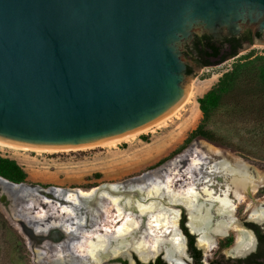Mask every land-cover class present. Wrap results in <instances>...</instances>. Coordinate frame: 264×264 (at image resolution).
Wrapping results in <instances>:
<instances>
[{"label":"water","instance_id":"obj_1","mask_svg":"<svg viewBox=\"0 0 264 264\" xmlns=\"http://www.w3.org/2000/svg\"><path fill=\"white\" fill-rule=\"evenodd\" d=\"M251 27L264 40V0H0V140L75 148L143 126L182 97L183 45Z\"/></svg>","mask_w":264,"mask_h":264},{"label":"rangeland","instance_id":"obj_2","mask_svg":"<svg viewBox=\"0 0 264 264\" xmlns=\"http://www.w3.org/2000/svg\"><path fill=\"white\" fill-rule=\"evenodd\" d=\"M242 30L253 33L254 27ZM259 41L252 42V46L244 43L234 58L203 68L198 67L192 59L189 44L183 45L181 58L192 70L190 75H186L183 88L190 83L193 85L192 104L182 110L179 117L166 128L141 134L134 141L121 143L113 149L98 147L43 154L2 149L0 156L14 160L23 169L27 175L24 184L28 186H36L44 191H87L115 185L120 198L124 199L131 194L140 197L143 193L140 190L145 191L149 187L145 184L146 179L153 183L167 174V170L171 173H186L190 170L189 175L202 179L200 175L207 176V169L204 165L193 166L192 163L197 160L208 164L239 162L246 166L252 176L260 175L264 178V40L261 38ZM235 69V78L221 93L219 105L208 109V117L203 120L197 100L210 91L223 74ZM200 124L215 136L216 141L207 142L196 138L184 144L189 134ZM214 179L220 180L217 177ZM127 182L129 185L125 186ZM39 191L11 186L0 180V264H56L57 254L68 259L71 264H82V259L85 264H91L83 251L95 233L104 234L97 232V229L102 228L100 225H103L99 216L111 210L112 203L100 200L94 202V206L91 204L87 209H80L73 202L63 203ZM253 198L258 205L264 202V182ZM132 201L122 200L120 205L122 209L132 212L137 222L138 229L131 235V240L135 241L145 232L147 217L139 213L136 201ZM246 205L247 202L238 204L235 218L239 222L248 218ZM61 207H66L70 213L73 211L72 220L59 213ZM178 207L181 211L180 220L184 214L186 220L187 212L183 207ZM20 222L32 229L36 237L43 235L45 240L39 244L30 240L22 232ZM57 224L67 227V232L55 228ZM59 233H63L62 238L58 237ZM78 233L88 234V237L82 238ZM107 235L112 242L111 230ZM50 242L54 245L53 254L46 250ZM69 242L76 243L75 251L66 247ZM220 242L223 250L228 249L230 241L225 240L226 244H223L224 240ZM131 252L111 258L107 263L122 264L121 261H127V264H133V255V260L126 259H130ZM103 253L102 257L110 256L108 249ZM211 253H216V258L220 250Z\"/></svg>","mask_w":264,"mask_h":264},{"label":"bare ground","instance_id":"obj_3","mask_svg":"<svg viewBox=\"0 0 264 264\" xmlns=\"http://www.w3.org/2000/svg\"><path fill=\"white\" fill-rule=\"evenodd\" d=\"M193 94V85L191 83L185 85L182 97L167 112L151 122L119 136L75 148L54 149H32L0 140V150L9 149L14 152L43 154L81 151L98 147L113 149L121 143L134 141L141 134L154 133L156 130L166 128L174 119L179 117L182 110L192 104ZM192 165H204L207 169V176L200 175L202 179H195L189 175L190 170L186 173L182 171H172L173 173H171L167 170V174H163L162 177L158 178L159 180L156 179L157 181L153 183L146 179L147 182L145 181V184L149 187L145 191L140 190L143 192L140 197L138 194L137 196L135 194H131L130 196L127 194V199H130V202L132 200L136 201L139 213L145 214L147 217L144 228L145 232L135 241L131 240V235L138 229L137 222L133 218L132 212L122 209L120 203L122 200L126 201L127 199L120 198V193L117 191L115 185H106L87 191L76 189L67 191L45 190L39 192L53 196L63 203L73 202L80 209H85L91 204L94 206V202L98 203L100 200L112 203L111 210L108 208L109 211L102 212L99 216L103 225H100L102 228L96 229L97 232H104V234L99 235L95 233L91 240H88L87 249L83 251L86 253L87 261L91 264H108L111 258L115 259L121 254L131 251L136 254L141 262L145 263L154 259L160 253H164V258L168 264H185V238L178 226L181 215L178 206L183 207L187 212V226L192 234L197 235L196 244L203 250V254L216 249L218 241L226 237L229 232L234 233L235 239L228 251L243 254L250 248L252 236L243 227H240L239 222L235 218L236 211L238 204L247 202L245 210L248 213V219L263 223L264 202L260 205L256 204L253 196L262 186L264 178L260 175L252 176L247 171L246 166L239 162L230 163L228 161H221L208 164L197 160ZM216 177L220 180H215L214 178ZM0 180L11 185L2 179ZM101 189L103 190L101 191ZM139 203L143 204L139 205ZM72 212L70 213V210H66V207H61L59 213L65 215L66 219L72 220ZM54 227L59 230L61 229L62 232H67L68 229L58 224ZM110 230L113 243L107 235ZM36 232L39 233L38 231ZM78 234L82 238L88 237V234ZM47 246L46 250L50 253L55 252L53 249L54 245L51 242ZM66 247L70 248L71 251H75L76 243L69 242L66 244ZM106 249L109 250L110 256L102 257ZM57 257L58 260L54 263L71 264V262L68 263V259L66 260L58 254ZM84 261L82 259V264H85Z\"/></svg>","mask_w":264,"mask_h":264},{"label":"trees","instance_id":"obj_4","mask_svg":"<svg viewBox=\"0 0 264 264\" xmlns=\"http://www.w3.org/2000/svg\"><path fill=\"white\" fill-rule=\"evenodd\" d=\"M253 37L260 38V34L255 33L253 34ZM252 40V33L250 31H244L238 38H225L219 45L214 43L211 37L202 35L195 37L194 42L190 47V55L198 67H209L234 58L237 55L238 50L242 47L243 42L246 41L251 44ZM236 72L237 70L235 69L223 74L221 78L218 79L215 86L201 99L197 100L203 120H206L208 117V109H214L219 105L221 93L231 85ZM191 73V68L187 67L186 75H190ZM262 80L264 85V75ZM196 138H201L207 142L216 141L215 136L211 132L204 130L201 124L189 134L188 138L184 141V144H188L189 141ZM0 178L13 184H24L27 175L14 160L0 156ZM188 238H190V236H188ZM122 263L126 264V262ZM136 264L140 263L136 262ZM156 264L162 263L160 260H157Z\"/></svg>","mask_w":264,"mask_h":264},{"label":"flooded vegetation","instance_id":"obj_5","mask_svg":"<svg viewBox=\"0 0 264 264\" xmlns=\"http://www.w3.org/2000/svg\"><path fill=\"white\" fill-rule=\"evenodd\" d=\"M246 31H250V30H246ZM252 38H253V33H252ZM212 41L217 45L220 44L214 39H212ZM244 43L247 42L244 41L243 44ZM190 50L191 48L189 47V53ZM183 217H184L183 219L182 218L181 220L179 219L178 226L185 238V252H186L185 253L186 257L184 258L185 264H264V221L263 223L262 222L260 223L253 220H249L248 218L240 222L238 221L240 227L241 228L243 227L244 230L248 231L252 236V243L250 248L243 254H236L233 251H228V249L233 245L235 239L234 233L229 232L226 237L220 239V240H224L223 244H226V242L230 241L229 243L230 245L228 249L223 250V247H221V242L219 240L216 249L211 251V252L213 251L216 252V250L217 251L220 250L219 256L214 258V255L216 253L209 252L207 254H203L204 253L203 250L200 249L196 244L197 235L192 234L187 226V219L185 220L186 214H184ZM188 236H190V238H188ZM190 243H191V247H190ZM131 253H132L131 255H133L135 259V261L133 260L134 264H136V262L143 264L137 259L136 254H134L133 252ZM163 254L164 253H160L154 259L148 261L147 264H156L157 260H160L162 264H168ZM122 262H126L127 264V261H121V263Z\"/></svg>","mask_w":264,"mask_h":264}]
</instances>
